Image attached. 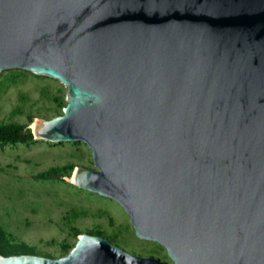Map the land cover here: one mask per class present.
Wrapping results in <instances>:
<instances>
[{
  "label": "water",
  "instance_id": "1",
  "mask_svg": "<svg viewBox=\"0 0 264 264\" xmlns=\"http://www.w3.org/2000/svg\"><path fill=\"white\" fill-rule=\"evenodd\" d=\"M66 86L34 138L82 141L73 183L171 262L83 232L0 264H264V0H0V72Z\"/></svg>",
  "mask_w": 264,
  "mask_h": 264
},
{
  "label": "rangeland",
  "instance_id": "2",
  "mask_svg": "<svg viewBox=\"0 0 264 264\" xmlns=\"http://www.w3.org/2000/svg\"><path fill=\"white\" fill-rule=\"evenodd\" d=\"M66 95V86L55 78L3 70L0 126L32 131L37 119L62 114ZM77 166L94 167L91 149L82 141H0V254L60 257L87 232L131 253L171 262L164 246L136 235L119 202L73 183ZM45 172L53 176L42 177Z\"/></svg>",
  "mask_w": 264,
  "mask_h": 264
},
{
  "label": "trees",
  "instance_id": "3",
  "mask_svg": "<svg viewBox=\"0 0 264 264\" xmlns=\"http://www.w3.org/2000/svg\"><path fill=\"white\" fill-rule=\"evenodd\" d=\"M26 127L18 124H10L0 126V141L2 142H24L34 138L31 130H26ZM44 178L53 176L50 172H45L41 175Z\"/></svg>",
  "mask_w": 264,
  "mask_h": 264
},
{
  "label": "bare ground",
  "instance_id": "4",
  "mask_svg": "<svg viewBox=\"0 0 264 264\" xmlns=\"http://www.w3.org/2000/svg\"><path fill=\"white\" fill-rule=\"evenodd\" d=\"M35 123V122H34ZM33 126H34V124H33ZM72 181H73V176H72Z\"/></svg>",
  "mask_w": 264,
  "mask_h": 264
}]
</instances>
